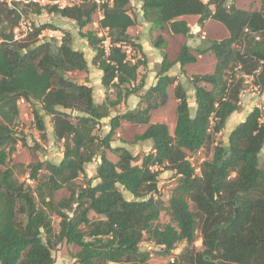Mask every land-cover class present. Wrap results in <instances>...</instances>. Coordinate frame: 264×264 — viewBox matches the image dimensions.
I'll return each mask as SVG.
<instances>
[{
  "label": "trees",
  "instance_id": "trees-1",
  "mask_svg": "<svg viewBox=\"0 0 264 264\" xmlns=\"http://www.w3.org/2000/svg\"><path fill=\"white\" fill-rule=\"evenodd\" d=\"M138 1L152 28L169 24L172 33L186 35L190 31L186 21L176 18L196 14L199 26L211 18L223 24L229 35L197 49L199 54L210 51L216 61L212 72L190 77L193 114L186 89L168 71L178 63L184 73L183 66L195 62L196 56L182 44L170 60L165 39L157 35L153 46L161 51V61L155 84L143 93L146 105L112 116L109 130L100 137L94 130L109 116V108L144 86V78L138 80V69L145 66V59L127 53L128 47L141 51L127 32L135 24L130 0H89L62 9L17 1L12 2L13 8L0 0V264H55L52 251L62 242L79 248L73 264H149L150 248H140L145 239L159 247L160 255H168L179 242L194 243L197 223L202 249L191 251L187 264H264V165L259 164L264 109L254 107L229 132L226 145L215 144L199 174L187 158V152L200 149L211 134L221 132L239 109L246 76L254 84L264 85V0L254 10L240 9L225 0ZM32 6L39 14L45 9L74 21L78 35L94 51L92 64L101 71L104 101L95 103L92 87L68 76L88 70L83 51L74 48L69 38L40 41L37 35L48 27L41 25L34 27V40H12L20 18L17 9L29 15ZM96 11L102 14L98 20L104 31L101 36L83 30ZM174 83L177 104L170 133L167 124L150 122V111L165 104L167 87ZM153 95L160 101L152 103ZM19 100L33 105L38 131L45 130L43 111L51 116L55 139L64 141L58 163L28 165L34 187L16 179L8 165L18 141L14 127ZM36 103L39 109L34 107ZM121 119L146 125L135 135L136 140L151 142L139 164L125 147L110 145ZM106 150L118 160L108 158ZM97 156L96 182L74 185L85 165ZM158 168L178 177L167 206L157 185ZM41 169L47 171L45 178L39 176ZM65 187H69L68 196L55 200V192ZM123 191L133 199H126ZM188 200L195 211L189 209ZM165 209L171 222L155 224ZM90 213L96 218H90ZM53 215L60 219L57 232Z\"/></svg>",
  "mask_w": 264,
  "mask_h": 264
},
{
  "label": "rangeland",
  "instance_id": "rangeland-1",
  "mask_svg": "<svg viewBox=\"0 0 264 264\" xmlns=\"http://www.w3.org/2000/svg\"><path fill=\"white\" fill-rule=\"evenodd\" d=\"M4 2H7L8 4H12L13 1L20 2L24 4L20 0H1ZM89 0H75V4H81L83 2H87ZM102 0H99L101 2ZM234 0H229V4L232 3ZM235 2L238 4V6H243L245 9H258L260 7V0H235ZM37 8L32 6L29 9V17L33 22L34 27H38L41 25H47L48 27L45 28L41 34H44L41 38L38 37V40H48L51 37L49 36V31L47 30H55L60 31V33L53 34L52 36H60L57 37L56 40L60 41L63 38H69L72 46H77L79 49H82L84 56L89 64V67H95L92 64V57L94 55V51L86 44L83 43L85 41L84 38H81L78 35V29L71 19H66L64 17H61L57 13H50L47 12L45 9L41 11V13H37ZM131 12H133L132 7L130 6ZM99 11H96L93 15V20L91 23L87 24L83 30H94L97 31V34L99 36L104 35V31L99 30V27L95 25V22L98 20ZM55 28V29H53ZM98 28V29H97ZM206 31L209 35V37L218 39L221 38L223 35L228 34L227 29L224 27L223 24L220 22L211 19L208 21L206 25ZM44 32V33H43ZM163 33L170 34V30L168 27H166L165 30H163ZM29 40H34V36L30 34L27 37ZM26 38V39H27ZM175 39L170 40V46L173 47L175 43ZM182 39L184 42H188L190 39L186 37V35L182 36ZM84 40V41H83ZM211 40H205L204 45L207 47ZM171 51L168 54L169 59H173V51L170 48ZM208 52V51H207ZM210 52V51H209ZM206 53V52H205ZM214 56V55H213ZM207 57H204L203 60L199 61L195 65L189 66V71H194L198 69V71L203 73H208L209 70H207L206 66V59ZM215 58V57H214ZM216 61V59H214ZM146 61V60H145ZM152 68V66H150ZM154 71L158 70V64L155 65ZM175 69L172 67L168 74L172 75L178 80V77H180L181 72L173 73ZM68 76L74 80H82L87 79L88 77L85 76L82 73H76L75 71L69 72ZM138 76V80H139ZM246 86L244 90L240 94V99L243 98L245 93H251L252 90L255 92V97H258L262 91L263 87L260 84H254L252 81L251 76H246ZM183 87L188 91V94H191L192 85L190 82V76L185 75L181 76V79L178 80ZM138 82V81H136ZM174 84H171L167 87V100L164 105L158 106L155 109H152L150 111V122H163L167 124L170 133L173 132L174 124H175V107L177 104V100L174 97L173 89ZM94 87H96L94 85ZM254 87H256L254 89ZM147 89L142 88L139 92L135 93L134 95L129 96V100H126L125 102L119 103L117 106L113 108H109V116L104 117L100 120L99 125L95 127L94 133L100 137H102L108 130H109V120L112 116L116 114H121L125 112L126 110H131L137 107H144L146 105L145 96H143V93ZM110 98H113L114 95L112 93L109 94ZM194 96V95H193ZM153 102L160 101V97L157 95H153L151 100ZM190 106H191V100H189ZM243 103V101H242ZM19 106V116L16 121V126L14 127L16 132V137L18 138L17 144L15 146V151L12 153L11 161L9 162V166L13 167L14 171V177L18 179L21 182H25L26 184L31 185L32 187L35 186L36 182L33 180H30L28 177L29 173V164L37 163L38 161H50L53 163H58L59 160L62 157V152L64 149V141L63 140H57L54 137L53 129H52V122H51V116L46 115L43 111H40L41 117L45 124V130L44 132H40L36 128V123L33 118L32 114V108L33 105L28 102H22L21 100L18 101ZM35 108L39 109V104L36 103L34 105ZM193 108V107H190ZM248 107L240 105V108L230 115V117L227 119L224 128L219 133H213L211 134L210 139L206 144H204L200 149L194 151V152H187V158L190 161L191 165L194 167L195 172H199L202 163L205 160H209L212 157L213 154V148L215 144L221 143L223 145L227 144V137L231 129L235 127V125L239 124L241 120L245 117L247 113ZM191 114L194 113V110L190 109ZM72 120L75 121V118L72 117ZM145 129V125L143 124H134L130 123L124 119L120 120V125L116 129L115 134L112 137V141L110 142V145L112 147H125L128 149L133 156L135 157V163H140L143 155H145L147 152L150 151L151 148V142L149 140L140 141L135 139V135L142 133ZM24 142V143H23ZM106 154L108 158H110L112 161L116 162L118 160V156L111 152L110 150H106ZM99 162V157H95L92 162L85 165V172L84 174H81L77 179L74 181V185H81L82 183L86 182L87 180H91L92 184L96 182V179H94L95 175V169L96 165ZM259 164L262 166L264 165V153L260 155L259 157ZM157 168V167H155ZM159 174H158V189L160 193V197L162 198L165 206L168 204V199L172 195L175 187L178 183V177L174 176L172 172H170L167 169L158 168ZM199 170V171H198ZM198 174V173H197ZM47 175V171L44 169H41L39 171L40 178H45ZM69 194V187H65L57 192H55L54 197L55 200H59L62 197H66ZM123 195L126 199H133L132 195L127 192L123 191ZM189 209L192 211H195V205L193 202L188 200ZM90 218H96V215L93 213L89 214ZM59 218L55 215L52 216V224L54 227V230L57 232L59 229ZM171 222L170 215L167 211V209L163 210L160 213L159 219L155 222L158 225L165 224ZM196 239L193 244L187 245L186 242H179L175 245V248L170 252L168 255H160L158 246H156L154 243L148 241V239H145L144 244L141 246L143 250L149 249L152 255L150 256V259H152V264H167L170 261V258H173L175 264H187V257L188 254H191V251L193 254L195 252H198L202 249L201 239H200V231H199V225L197 223V229H196ZM146 238V235H145ZM145 243L149 244L150 247L148 248ZM79 248L73 244H67L65 242L60 243L55 250L52 251V256L54 257L55 264H73L74 258L73 254L78 250Z\"/></svg>",
  "mask_w": 264,
  "mask_h": 264
},
{
  "label": "crops",
  "instance_id": "crops-1",
  "mask_svg": "<svg viewBox=\"0 0 264 264\" xmlns=\"http://www.w3.org/2000/svg\"><path fill=\"white\" fill-rule=\"evenodd\" d=\"M202 1L204 3H207L209 0H202ZM225 3L229 4V0H225ZM232 3L240 9L250 10V9H245L243 6H238V4L235 2V0L232 1ZM130 6L132 7V10H133L132 15L135 18V24L130 26L127 29V32L129 35H131L133 37L134 41L141 46V51L132 50L130 47H128V48L131 49L130 55H133L136 57H141V58L143 57L146 60L145 66H141L138 69V76L140 78H142V77L144 78L143 88L148 89L149 87L153 86L156 82V71H154L153 67L155 65L159 64L161 61V51L153 46V40L157 35H161L165 39L166 47L164 50L167 52V54H169L171 52V51H169L171 48L173 51L174 58L176 57V55L179 51V48L182 44H186L190 48L191 53H193L196 56L195 62L187 63L186 65L183 66L184 73L181 72V67L178 63H176L172 66L175 69V71H173V73H176L179 71L181 72L180 77H178V80H180L181 76H184V74L188 75L190 77L193 74H204L203 72L198 71V69H196L194 71H189V66L197 64L199 61L203 60L204 57H207L206 59H208V60H206L207 61L206 66L208 68L207 70H209V72H212L214 65H215V60H214L215 58H214L213 54L209 51L206 53H203V54H199L197 52V49L206 47L204 45L205 40L206 41L207 40H211V41L220 40L222 38L228 37L229 33L226 35H223L221 38H218V39L209 37V35L206 31V25H207L208 21L211 20V18L204 20L202 26H199L198 25L199 15L191 14V15H183V16L177 17L176 18L177 20L186 21L187 26L190 29L189 32H191L193 34V37H188L190 39L188 42H184L182 39V36H184V35L172 33L170 28H169V24H166L162 29L152 28L150 22H148L143 17V13H142V10L140 8L141 7L140 1L130 0ZM214 7L215 6L213 4L210 5L211 10H214ZM130 12H131V10H130ZM101 17H102V14L99 11L98 20ZM98 20L95 22V25L97 27H98ZM166 27H168V29L170 30V34L166 35L165 33H163V30H165ZM174 38H176L175 43H174L173 47H171L170 46L171 45L170 40L174 39ZM104 42H106V43H104L105 45H108V39H106V41H104ZM83 43L87 44L86 40ZM74 48L79 49L77 46H74ZM79 50H82V49H79ZM87 64H88V62H87ZM87 66H88L87 71H79V70L75 71L76 73H82L88 77L85 80L84 79L79 80V81L77 80V82L85 83V84L92 87L94 102L98 104V103H101L102 101H104L105 95H106V91L100 82L101 71L99 69H97L96 67L90 68L89 64ZM150 66H152V68H150ZM94 85L96 87H94ZM255 88L256 87H254V89ZM132 95H134V94H132ZM187 95H188V101L191 100V102H192L191 106H190V102H189V107H193L190 109L194 110L195 109V102H194V97H193V90H191L190 95L188 94V91H187ZM254 95H255L254 90H252L251 93H245L244 95H241V96H243V98L240 99V105L248 107V110H247L245 117L254 107H260L261 109H264V87L262 88V91L258 97H255ZM129 99L130 98L128 97L126 100H129ZM242 101H243V103H242ZM245 117L241 120V122L245 119ZM145 127H146V125H145ZM263 153H264V146H263L261 152L259 153V157ZM143 244H144V242L140 244L141 249H142L141 246ZM145 245L148 248L150 247V245L147 243H145ZM149 264H152V259H149Z\"/></svg>",
  "mask_w": 264,
  "mask_h": 264
},
{
  "label": "built area",
  "instance_id": "built-area-1",
  "mask_svg": "<svg viewBox=\"0 0 264 264\" xmlns=\"http://www.w3.org/2000/svg\"><path fill=\"white\" fill-rule=\"evenodd\" d=\"M20 1H22L24 4H36V5L40 6V7L55 6V7L59 8V9H62L64 7H69V6L76 5L75 4V0H20ZM95 1L97 3H99V0H95ZM9 5L11 7L15 8V6H13L12 4H9ZM17 11L20 14V18H19V21H18L17 25L13 28L12 40L13 41H17V42H21V41L25 40L30 34L33 33L34 25H33L32 20L30 19L29 15L24 14L19 9H17ZM42 31L37 35V37L41 38L42 36H44V34H41ZM47 31H49V36L51 38H55V39L57 37L59 38L60 36L57 35V36L53 37L52 36L53 34H56V33L62 34V33H60V31H55V30H47ZM104 43H106V42H104ZM127 53L128 54L131 53V49L130 48L127 49ZM196 173L199 174L200 171L199 172L196 171ZM170 261H173V258H170Z\"/></svg>",
  "mask_w": 264,
  "mask_h": 264
},
{
  "label": "water",
  "instance_id": "water-1",
  "mask_svg": "<svg viewBox=\"0 0 264 264\" xmlns=\"http://www.w3.org/2000/svg\"><path fill=\"white\" fill-rule=\"evenodd\" d=\"M186 36H187V37H193V34H192L191 32H188V33L186 34ZM237 199H238V195L236 196L235 200H237Z\"/></svg>",
  "mask_w": 264,
  "mask_h": 264
}]
</instances>
